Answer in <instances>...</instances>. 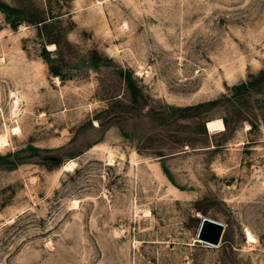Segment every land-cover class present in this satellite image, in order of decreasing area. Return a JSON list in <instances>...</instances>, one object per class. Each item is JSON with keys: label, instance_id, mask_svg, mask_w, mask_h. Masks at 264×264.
<instances>
[{"label": "rangeland", "instance_id": "1", "mask_svg": "<svg viewBox=\"0 0 264 264\" xmlns=\"http://www.w3.org/2000/svg\"><path fill=\"white\" fill-rule=\"evenodd\" d=\"M0 135V264H264V0H0Z\"/></svg>", "mask_w": 264, "mask_h": 264}, {"label": "water", "instance_id": "2", "mask_svg": "<svg viewBox=\"0 0 264 264\" xmlns=\"http://www.w3.org/2000/svg\"><path fill=\"white\" fill-rule=\"evenodd\" d=\"M224 226L208 218H201L196 241L210 247H216L221 241Z\"/></svg>", "mask_w": 264, "mask_h": 264}, {"label": "bare ground", "instance_id": "3", "mask_svg": "<svg viewBox=\"0 0 264 264\" xmlns=\"http://www.w3.org/2000/svg\"><path fill=\"white\" fill-rule=\"evenodd\" d=\"M16 105V104H15ZM14 105V106H15ZM206 129H207V131H209V132H223L224 130H225V127H224V124H223V122H222V120H220V119H217V120H212V121H208L207 123H206ZM16 129H14L13 131H15ZM19 130V129H18ZM12 132V131H11ZM15 133V132H14ZM13 134V133H12ZM6 142H7V140H6V136H1L0 135V145H6ZM0 148H2V147H0ZM75 166V163L73 162V161H71V162H68V164L65 166V170L66 169H70V168H72V167H74ZM73 169V168H72ZM72 169H70V170H72ZM74 205V204H73ZM76 205V204H75ZM224 226V225H223ZM248 240L249 241H254V238L253 237H248Z\"/></svg>", "mask_w": 264, "mask_h": 264}]
</instances>
